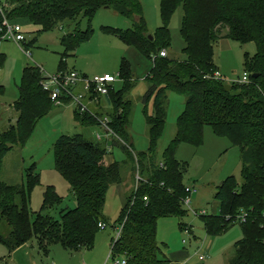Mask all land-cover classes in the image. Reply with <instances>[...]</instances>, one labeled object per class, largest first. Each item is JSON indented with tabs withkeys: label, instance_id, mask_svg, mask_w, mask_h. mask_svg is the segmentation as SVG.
Segmentation results:
<instances>
[{
	"label": "trees",
	"instance_id": "1",
	"mask_svg": "<svg viewBox=\"0 0 264 264\" xmlns=\"http://www.w3.org/2000/svg\"><path fill=\"white\" fill-rule=\"evenodd\" d=\"M7 1L0 10V41L5 19L29 22L38 26L39 32L61 27L64 21L77 24L60 39L64 53L58 70H64V58L91 37L90 27L86 31L78 28L80 19L90 22L99 9L113 8L118 14L136 20L131 29L102 27L152 60L145 77L148 89L142 98L149 140L146 151L136 152L128 133L131 113L126 94L134 85V76L125 58L121 59L118 72L122 89L113 88L105 96L112 105L109 125L118 137L113 143L126 153L134 177L117 225L112 226L114 229L122 224L119 239L113 245V238L110 239L111 256L124 258L126 264L168 262L157 242L156 221L162 216L182 217L187 212L182 207V199L187 195L183 184L187 166L176 159L175 152L181 142L195 147L202 145L204 127L209 126L217 136L226 137L238 147L241 183L228 176L216 187L214 200L219 203L218 213L201 215L204 229L208 236H218L238 224L242 238L234 244V255L226 264H264V0H161L162 25L152 35L148 33L140 0ZM178 7L182 9L184 60L159 56V51L170 43L168 22ZM221 38L255 45L252 56L244 55L250 81L229 85V90L223 79L210 77L217 70L213 45ZM33 42L23 45L27 48ZM4 59L0 52V66ZM40 81L39 67L24 68L18 99L12 104L16 122L0 131V172L4 157L15 147L25 146L37 123L52 108L54 102ZM168 91L183 95L185 103L175 135L164 149L162 161L157 163L156 150L167 119ZM151 97L152 110L148 113L147 102ZM62 100L70 102L69 98ZM74 114L83 126L99 124L88 112L77 109ZM53 152L55 169L68 182L76 197V207L61 213L60 220H54L47 211L60 198L48 186L41 209L33 212L31 191L39 184L35 163L26 170V186L0 178V243L7 255L33 239L46 255L56 245L70 251L91 250L101 229L99 223L107 225L103 215L106 194L110 186L122 182L121 163L105 159L108 154L105 142L89 141L82 134L60 135L53 144ZM241 213H246L245 222L235 219ZM184 226L179 224L180 229Z\"/></svg>",
	"mask_w": 264,
	"mask_h": 264
},
{
	"label": "rangeland",
	"instance_id": "2",
	"mask_svg": "<svg viewBox=\"0 0 264 264\" xmlns=\"http://www.w3.org/2000/svg\"><path fill=\"white\" fill-rule=\"evenodd\" d=\"M140 1L148 33L152 35L162 25L161 0ZM4 2L5 0H0V5L2 6ZM181 16L182 9L178 7L168 22L170 33L168 48L161 49L167 52L169 58L175 60L185 59V54L182 52L184 42L180 32ZM135 21L133 18L129 19L118 14L113 8L99 9L90 22L80 19L78 28L86 31L90 27L92 34L88 40L80 43L73 54L64 58V70L88 77L110 74L118 78L112 84L114 90L117 91L123 87V82L118 77L121 59L125 58L130 63L134 85L126 94V99L130 102L131 113L128 133L131 136L134 150L142 152L146 151L149 146L142 98L148 89L145 77L152 67V60L102 29V27L131 29ZM13 23L22 26L25 40L20 43L12 39L0 41V52L5 56L4 63L0 66V87L2 88L0 91V131L5 129L9 123L16 122V112L11 105L18 99V85L24 68L39 67L49 75L57 74L60 59L64 53L60 39L77 25L64 21L61 27L39 32V27L29 22L16 21ZM30 41H34L33 45L24 47L23 44ZM246 53L250 56L255 53L253 42L241 44L228 38H221L214 43L213 63L227 85L236 84L241 80L245 72L244 55ZM98 101L104 105V99L99 98ZM152 101L151 97L147 102L148 113L152 110ZM184 103L183 95L173 91L166 92L167 119L156 150L157 163L162 161V153L175 135L177 119L184 109ZM89 109L90 113H93L92 117L96 118L95 120L105 115L109 117L110 113L112 114V105L109 102L105 103V107L100 105L96 111H93L92 107ZM76 110L77 107L71 102L64 103L62 100L61 103H53L50 112L37 123L25 146L15 147L4 157L0 172V178L3 181L11 184L24 183L26 186V170L35 163L39 184L31 191V209L33 212L41 209L43 193L48 186H52L60 198V202L47 211V214L54 220H60L61 213L76 207V197L68 182L55 169L54 142L60 135L76 134L84 135L89 141H96V134L103 136L104 133L98 125H81L75 119ZM109 146L110 151L105 159L121 163L122 182L108 189L103 208L107 225L97 231L94 247L86 250L88 253L85 259H91L94 264H116V260L119 259L109 257L110 239L115 233L112 226L117 225L120 211L134 185L132 163L126 153L118 144L109 142ZM175 157L187 166L183 176L184 186H194L196 191L191 195L190 207L182 206L187 211L185 215L182 217L162 216L157 219L158 245L165 257L170 259L168 264H226L234 255V244L242 238L241 227L235 224L221 235L208 236L204 229L202 216L195 215L193 211H204L205 215H211L214 211L218 213L216 200H214L216 187L228 176H234L236 181L241 183L239 149L231 145L226 137L217 136L211 127L205 126L202 145L195 147L188 142H181L176 149ZM180 223L185 225L182 229L179 227ZM185 228H189L191 232L187 234ZM28 244L31 253L29 258L35 264H69L68 258L74 253V251L71 252L56 245L46 255L38 249L35 239ZM199 255H204L205 260H199ZM16 257L22 259V256L17 254L13 261V258L6 255V248L0 243V264L26 263Z\"/></svg>",
	"mask_w": 264,
	"mask_h": 264
},
{
	"label": "built area",
	"instance_id": "3",
	"mask_svg": "<svg viewBox=\"0 0 264 264\" xmlns=\"http://www.w3.org/2000/svg\"><path fill=\"white\" fill-rule=\"evenodd\" d=\"M7 0H5L4 4L0 5V10L2 11V7L5 5ZM2 39H12L15 42H23L25 40L24 31L20 24H16L13 22H9L8 20L3 21V29H2ZM27 53H29L27 51ZM159 56L166 57L167 52L165 50H161L159 52ZM41 86L43 90L47 91L50 100L54 103H61L62 98H69L70 102L73 103L80 112H88L90 113L89 104L97 103L99 98L105 97L110 90H113L112 84L117 81L118 78L112 76L110 74L104 75H96L93 77H88L85 75H79L76 72H68L65 70H59L57 74L49 75L45 73L41 68ZM215 79H222V75L218 70H215L214 73L210 76ZM249 75L247 72H244L241 80L238 81L240 84L248 83ZM93 115V113H90ZM98 125L103 130V136L96 134V141L105 142L106 148L110 151L109 142L113 143L114 138H117L114 131L111 129L109 122L110 118L108 115L97 118ZM162 166V165H161ZM136 178L138 179V175L136 174ZM185 191L187 195L182 199V204L190 207L191 205V195L196 191L194 186H185ZM195 215H205L204 211L197 212L193 211ZM264 218V213H263ZM237 222H245L246 221V213H241L235 216ZM99 227L101 229L105 228L106 225L104 223H99ZM122 229V224L114 228V237L111 242L113 245L120 237ZM185 232L189 233V228H185ZM111 256V253L109 257ZM199 260H205L204 255L198 256ZM116 264H126V260L124 258H119L115 262Z\"/></svg>",
	"mask_w": 264,
	"mask_h": 264
},
{
	"label": "crops",
	"instance_id": "4",
	"mask_svg": "<svg viewBox=\"0 0 264 264\" xmlns=\"http://www.w3.org/2000/svg\"><path fill=\"white\" fill-rule=\"evenodd\" d=\"M105 100V101H103L104 102V105H102V102H100V103H98V105L100 106H104L105 107V103L107 102L106 101V99H105V97H102V100ZM97 104L95 105L94 103H90L89 104V107H92V108H94V110L93 111H96L98 108H99V106H98ZM12 106V105H11ZM99 126V125H98ZM100 127V126H99ZM101 128V127H100ZM218 205H219V203L216 201V206H217V211H218ZM213 214H216V212L214 211V213ZM191 232V230L189 231V233ZM188 233V234H189ZM29 248H30V245L28 244V243H25V244H23V245H21L20 247H18L15 251H13L10 255H8V257L10 258L11 257V259L13 258V261H14V257L17 255V254H20L21 256H22V259H18L17 257H16V259H18V260H21L22 262L23 261H25L26 263H31V264H35V263H33V261H32V259L31 258H29V256H31V253H30V251H29ZM67 250V249H66ZM68 251H70V250H68ZM88 251V250H87ZM86 250H78V251H74V253H72V254H70V256H69V258H68V260L70 261V263L69 264H94L93 263V261L91 260V259H89V260H87V259H85V257H86V255H87V252ZM71 252H73V251H71ZM6 255H7V251H6ZM178 256H180V254L178 255ZM184 257L186 258V256L184 255ZM28 258V259H27ZM186 260V259H185ZM170 262V259H168V262L166 263V264H168ZM25 263V264H26ZM100 264V263H99Z\"/></svg>",
	"mask_w": 264,
	"mask_h": 264
},
{
	"label": "water",
	"instance_id": "5",
	"mask_svg": "<svg viewBox=\"0 0 264 264\" xmlns=\"http://www.w3.org/2000/svg\"><path fill=\"white\" fill-rule=\"evenodd\" d=\"M150 39H151V36H150ZM253 76L256 77V74H254ZM225 88H226V90H229L230 89V86L226 84L225 85Z\"/></svg>",
	"mask_w": 264,
	"mask_h": 264
}]
</instances>
